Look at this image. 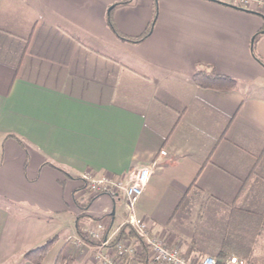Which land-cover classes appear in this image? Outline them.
<instances>
[{"label":"crops","instance_id":"1","mask_svg":"<svg viewBox=\"0 0 264 264\" xmlns=\"http://www.w3.org/2000/svg\"><path fill=\"white\" fill-rule=\"evenodd\" d=\"M120 1L0 0V264H38L26 254L53 237L64 245L41 264H99L80 232L100 219L127 231L128 212L82 175L117 178L161 149L135 206L151 232L187 255L264 264V13L230 0L110 10ZM109 17L123 36L151 32L122 39ZM199 71L237 87H200Z\"/></svg>","mask_w":264,"mask_h":264},{"label":"built area","instance_id":"2","mask_svg":"<svg viewBox=\"0 0 264 264\" xmlns=\"http://www.w3.org/2000/svg\"><path fill=\"white\" fill-rule=\"evenodd\" d=\"M239 8L255 9L264 13V0H230ZM168 153L161 149L151 166L132 168L123 175L112 178L108 175L98 176L86 171L82 177L92 197L102 194L117 196L122 193L128 212L125 226L128 230L121 236L118 229L109 228V222L100 219L93 225L85 227L79 243H94L96 259L99 264H138L143 257L150 264H218L212 255L184 254L180 248L169 246L160 236L153 234L144 218L135 213L137 200L143 194L150 180L152 171ZM243 260L230 255L225 264H243Z\"/></svg>","mask_w":264,"mask_h":264},{"label":"trees","instance_id":"3","mask_svg":"<svg viewBox=\"0 0 264 264\" xmlns=\"http://www.w3.org/2000/svg\"><path fill=\"white\" fill-rule=\"evenodd\" d=\"M133 0H123L120 1L116 4H114V7H121V6H125V5H129L131 4ZM235 6V5H233ZM237 7V6H236ZM109 23L111 25V27L113 28V30L115 31L116 35L122 39L125 40H130V41H134V42H141L142 40H144L151 32V29L143 36L132 39L130 37L127 36H123L121 35L119 32H117V30L115 29L113 23L111 22V18L109 17ZM152 28V27H151ZM255 57L257 58L258 61H260V63H262L264 65V62L261 60V58H259L258 56L255 55ZM193 80L194 82L203 88H208V89H214V90H228V89H234L235 87H237V81L229 76L226 75H221V74H216V73H207L205 71H199L197 72L194 76H193ZM260 160L262 161L264 159V150L262 151L261 155H260ZM253 218H257L256 220H254L255 222H260L261 218L260 217H256L257 215H253ZM261 223H256L254 227H252V229H250V232L253 234V238L251 243L248 245V247L252 248L253 243L255 241L256 236L259 234V228L257 227V225H259ZM126 232V229L123 228L122 231L120 232V235L118 238H120L121 236H123V234ZM81 233V236H84ZM49 242L46 243L45 245L38 247L30 252H28L26 254V257L29 258L30 260L35 261L38 264H41L42 259L44 258V255L46 254L48 247H49ZM229 252H226L225 250L221 252V256L225 257V256H229L228 255ZM218 264H224L221 261H218Z\"/></svg>","mask_w":264,"mask_h":264},{"label":"rangeland","instance_id":"4","mask_svg":"<svg viewBox=\"0 0 264 264\" xmlns=\"http://www.w3.org/2000/svg\"><path fill=\"white\" fill-rule=\"evenodd\" d=\"M157 7V6H156ZM62 244V246L64 245V239L63 238H60V240L57 238V239H54V237H53V239H52V243H50V245H49V248L50 249H52L53 248V246L54 247H59L60 245ZM49 249V250H50ZM60 250V249H59ZM52 251H53V249H52ZM231 255H234V254H231ZM230 256V255H229Z\"/></svg>","mask_w":264,"mask_h":264},{"label":"water","instance_id":"5","mask_svg":"<svg viewBox=\"0 0 264 264\" xmlns=\"http://www.w3.org/2000/svg\"><path fill=\"white\" fill-rule=\"evenodd\" d=\"M113 8H114V6H111V7H110V10H112Z\"/></svg>","mask_w":264,"mask_h":264}]
</instances>
